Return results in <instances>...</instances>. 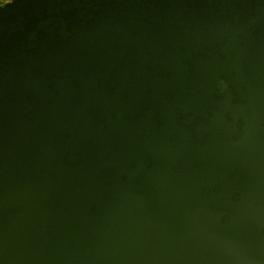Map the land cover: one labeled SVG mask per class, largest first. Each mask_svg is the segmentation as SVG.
<instances>
[{
    "label": "water",
    "instance_id": "obj_1",
    "mask_svg": "<svg viewBox=\"0 0 264 264\" xmlns=\"http://www.w3.org/2000/svg\"><path fill=\"white\" fill-rule=\"evenodd\" d=\"M0 264H264V0L0 9Z\"/></svg>",
    "mask_w": 264,
    "mask_h": 264
},
{
    "label": "snow or ice",
    "instance_id": "obj_2",
    "mask_svg": "<svg viewBox=\"0 0 264 264\" xmlns=\"http://www.w3.org/2000/svg\"><path fill=\"white\" fill-rule=\"evenodd\" d=\"M9 2L10 0H0V9L5 8Z\"/></svg>",
    "mask_w": 264,
    "mask_h": 264
},
{
    "label": "trees",
    "instance_id": "obj_3",
    "mask_svg": "<svg viewBox=\"0 0 264 264\" xmlns=\"http://www.w3.org/2000/svg\"><path fill=\"white\" fill-rule=\"evenodd\" d=\"M11 1V0H10Z\"/></svg>",
    "mask_w": 264,
    "mask_h": 264
}]
</instances>
